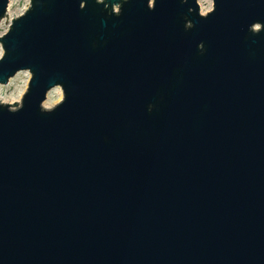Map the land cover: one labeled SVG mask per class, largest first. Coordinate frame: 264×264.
Here are the masks:
<instances>
[{
    "label": "water",
    "instance_id": "95a60500",
    "mask_svg": "<svg viewBox=\"0 0 264 264\" xmlns=\"http://www.w3.org/2000/svg\"><path fill=\"white\" fill-rule=\"evenodd\" d=\"M212 3L11 21L0 85L30 78L0 104V264H264V0Z\"/></svg>",
    "mask_w": 264,
    "mask_h": 264
},
{
    "label": "rangeland",
    "instance_id": "374dc122",
    "mask_svg": "<svg viewBox=\"0 0 264 264\" xmlns=\"http://www.w3.org/2000/svg\"><path fill=\"white\" fill-rule=\"evenodd\" d=\"M12 1L11 6L6 10V15L0 19V37L7 32L11 21L23 14L30 5V0H10ZM9 1V3H10ZM199 4V11L201 14H206L212 9L213 3L212 0H197ZM200 2V3H199ZM9 5V4H8ZM113 10L118 11V7L114 6ZM2 48L0 44V57L2 56ZM30 74L28 71H22L17 73L12 79L9 80L8 84L0 85V98H6L10 103H0L3 105H9L11 109H15L14 106H11L14 102L17 106L21 103V98L25 93L28 85ZM62 99V93L60 88H55L50 91L47 95V99L43 103V107L50 109L60 102ZM46 103V106H44Z\"/></svg>",
    "mask_w": 264,
    "mask_h": 264
},
{
    "label": "bare ground",
    "instance_id": "6f19581e",
    "mask_svg": "<svg viewBox=\"0 0 264 264\" xmlns=\"http://www.w3.org/2000/svg\"><path fill=\"white\" fill-rule=\"evenodd\" d=\"M11 3H12V1H10L9 5H8V10H9V8H10V6H11ZM199 3H200V2H199ZM8 10H7V11H8ZM0 103H10V102H9V100H7L6 98H0ZM44 106H46V103H45Z\"/></svg>",
    "mask_w": 264,
    "mask_h": 264
}]
</instances>
